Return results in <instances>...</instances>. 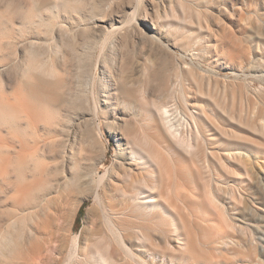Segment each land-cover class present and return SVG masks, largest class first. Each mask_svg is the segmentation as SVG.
<instances>
[{
	"label": "rangeland",
	"instance_id": "rangeland-1",
	"mask_svg": "<svg viewBox=\"0 0 264 264\" xmlns=\"http://www.w3.org/2000/svg\"><path fill=\"white\" fill-rule=\"evenodd\" d=\"M29 1L0 0V7L4 9L9 6L13 9L17 7L19 2L29 3ZM84 2L85 4H80L78 14H73L74 17L69 19L70 21L64 18V21L66 20L65 23H68L71 27H76L78 15H90L94 10L92 8L93 5H99L100 12H103V16L105 17L106 27H109L110 23L115 25V32L112 35V40H110L113 43L114 54H108L112 76L106 70L103 71L99 65L96 74L98 78L96 84L103 85V82H105L104 86L112 87L115 83L114 80L121 77L127 81L130 87L143 83L146 84L147 100L165 104L169 107L175 106L178 110L180 108L178 105L181 101L179 92L182 89L186 93L188 107L203 119L202 123L205 126L203 128H206V126L209 128V131L205 130L208 133L205 135L206 137L199 139L200 144L196 142V146H198L196 148L198 150L195 149L196 151H194L196 156H194V152L191 153L192 156L196 157L195 160L197 158L201 160L200 162L197 159L198 162L202 163L203 161V163H207V165L203 164L204 168H202V164H199L201 171L193 169V167H199L198 162L195 163L196 161L192 160L193 163L198 165L192 166V162L189 160L191 159L189 153L187 154L182 148L177 147V152L175 151L173 154H176L174 157L176 159L175 162L183 168L189 164V170L190 168L194 170L190 171L191 173L195 174V171L197 173L200 172L197 175L191 174L192 178L188 179V181H186L187 178L191 176L183 173L186 175V179L180 178L181 180H178L184 184L188 183V185L185 184L187 186L184 190H189L192 187L191 189L195 188V191H197L196 188L199 185L197 191L199 194L197 193V196L194 195L193 197H196L194 199L198 200V196H202L203 193L208 192L209 190L207 191L206 187L210 188L209 192H215V189L212 190V187L214 188L215 186H211L215 185V183L216 185L218 184V187H221V190H224H219L215 194L209 192L204 194L206 197H215V202H219L217 204L219 206L222 205V207L218 208L216 203L215 206H213L214 204L210 205L213 208L216 207L217 210L221 209L222 214L217 210L215 213V209L208 205L209 202L207 198H204V195L203 197L200 196L202 199L200 198L199 201H204L203 203L213 209L214 212L213 210L209 212L208 208L204 207L205 204L202 206L201 202L191 199V202H193L191 203L190 198L183 195L181 198L186 199L188 202L184 201L183 203L181 198L179 201L174 202L175 205L177 202L179 205H181L179 202L186 203L187 207L182 204L183 209L176 205L178 213H181V211L185 213L184 209H188L187 211L191 213L188 212L189 214L187 215L192 216L197 213L200 216L201 214L199 213L207 209L205 211L211 215V218L212 214H215L212 218L216 219L213 220L215 225L212 223V227L214 230L217 229V231L213 230L214 232L209 230L207 223L200 224V220L196 219L197 217L191 220L190 226L193 229L196 243L202 250H200L199 254L202 256L204 254L203 250L207 251L202 244L208 243L213 237L215 238V242L219 243V240L223 242L230 237L239 238L242 236L243 238H240L245 239L247 234V237L250 235L249 239L250 237L251 239L254 238L255 243L258 244L259 252H262L264 250V0H142L141 6L137 5L139 9H136L135 0H84ZM181 5H185L188 9V18L182 11ZM170 6L171 8L174 7L175 14L177 13L175 19L171 16L174 14L170 15L172 12ZM100 12L95 13V15L102 16ZM164 12H168L171 18L167 15L168 13L164 14ZM168 23L171 25H167ZM122 25L129 28L126 36L120 29ZM170 26L176 30L173 31ZM104 33V28H93L90 32L79 33L74 38L72 34L64 31L57 30L56 32L55 39L59 44L56 46L60 47L61 50L56 56L55 63L59 64L58 67L62 69L61 77H63L66 88V93L63 95L65 103L61 113V120L55 125L48 126L45 122L35 118L33 119V123L36 120L34 125L37 123L38 126L37 128L35 127V134L38 135L33 134L32 136L31 134L26 136V139L24 138L29 148H31L30 146L35 147L38 143L37 145L43 151L41 156V173L38 171L34 186L37 187L36 184L42 182L40 185L44 184V188L42 186L43 189L39 188L40 190L37 189L38 191L35 190L36 192L33 191L36 188L32 189L35 195L32 196L31 192L28 194L30 201L32 200L31 202L27 200L28 204L22 203L18 204V206H13L11 194L9 195V193L13 195L12 188L3 187L1 189L2 186L0 184V236L10 219L17 220L19 216L26 218H24L22 229L27 228V230H24L26 232L29 228H37L36 237H38L34 238L35 241L32 240L30 245L25 244L23 248L21 247V251L18 249L21 253L18 250L12 251L10 248V250L7 249L8 251H3L4 249L2 248V251H0V264H19L23 258L33 264H66L73 249V237L78 234L77 246L79 248L84 247V250L86 249L85 252L84 250L82 251V248L79 251L84 255L88 254L87 257L96 256L97 253L93 255L94 251L103 249L102 244H99L103 237L109 239V242L114 241L111 236L112 233L109 232L111 225H109V222L105 223L104 221L107 220V217L111 216L110 218H112L113 216L106 214V217L104 211H101L97 207L96 200L89 189L84 187L80 182L72 180L73 172L71 170L74 160L73 158H64L61 154V150L64 147L67 156H69V151L73 149L75 158L78 160L81 157L78 160L79 165L85 168L90 163L89 157L91 155L97 156L101 151V147L105 145L107 147L106 159L103 164L99 165L101 173L107 171L116 160V154H118L121 142L117 138H120V135L110 132L109 128L103 123L104 120H98L101 122V135L93 143L86 137V133L91 130L88 120L91 118V113L86 96L83 94V89L87 80L92 77L90 75V68L95 51L93 41L100 40ZM175 33L179 37L182 33L183 40L186 42L189 39L191 41L190 45H184V42L181 43V41L178 42ZM185 33L188 36L184 37ZM152 37L155 39H152ZM46 38L44 36L31 35L27 39L28 41H35L33 49L38 54L40 53L39 55L42 54L39 56L40 62L48 60V57L52 53L51 51H54L55 48V45H50V41ZM12 48L17 49L19 54H22L24 50L30 48V45H27L26 42L23 45H14ZM220 51H222L223 55H220ZM243 52H247V55L245 54L247 56L246 59L240 58ZM21 66L12 70L6 69L1 73V77L5 81L9 91L16 84L19 77V73L16 75V72H21ZM116 95L112 94V97H116ZM104 99L103 94L100 105L105 110L107 106L103 103ZM118 100L119 98L116 100V104H113L107 110V114L110 116L109 119L111 120L114 113L120 116L124 113L126 114L124 116L130 122V128L137 130L136 128L139 126L138 122L141 117H138L139 120L137 122L136 116L138 114L133 110L123 109L125 106L119 107ZM192 103H197L198 106L203 107L205 113L199 109L192 108ZM20 123L21 125L23 123L22 126L24 127L25 122L20 121ZM121 128L124 135L127 136L126 130L122 125ZM0 133V138H2L0 141L10 146V152H6L7 154L5 153L4 155L14 158L15 152L13 149H19L17 140L15 138L11 139L6 134L5 126L0 127ZM121 140L123 144L125 137ZM164 140L166 139L164 138ZM164 143L168 144V141L162 144ZM162 144L161 146L165 147L166 144ZM93 145L96 150L92 152ZM228 148H239L245 155L248 154V158H245L246 161H244L243 166L238 164H234L233 166L228 161L226 162L224 155L228 153ZM80 153L81 156L79 155ZM217 154L218 156L216 157L215 155ZM218 158L225 159L220 160L223 166L217 162L219 161ZM205 160L210 163L208 164ZM223 160L227 166L223 164ZM230 167L231 170L236 169L231 172L230 169H227ZM243 167L255 172L261 178L260 183L249 186L246 185L247 182L243 183V180L247 179L246 174L242 171L244 170ZM196 178L201 181L200 184H198L200 181L198 180L197 182ZM202 178H205L206 181L202 180ZM209 179H211L209 181L210 185L206 186ZM190 182L191 184H189ZM211 182L214 183L211 184ZM180 186L182 187L181 184ZM180 186H176V188L180 189ZM202 186L205 188L204 192H202ZM233 189L241 191L245 197V201H243L245 203L249 197L254 198L255 203L253 205L257 209L254 214H251L249 210L244 208L243 202L241 205H238L235 204L237 201L234 202V200L230 199L232 196L230 190L234 191ZM112 193H110L111 195L107 194L106 198L104 197L105 202L107 200L105 204L112 203V207L115 206L116 210L126 207L125 202L117 199L118 196L116 197V194L113 193V195ZM12 208L15 209L14 212L17 214L11 211ZM222 215H226V217H222ZM183 216L185 217L184 214ZM126 218L130 222L133 218L131 216H123L125 224L127 221V226L123 224L125 227H123L122 231L128 234L127 232L132 231V228L129 227L127 229L131 224H128L129 221ZM190 218L192 219L193 216ZM221 221H224L226 225L231 223L228 224V227L232 226L233 228L228 230L229 228L226 225H224L226 228L222 225V228H224L222 230H226L224 231L225 233L221 232L222 235H216V232L218 233L220 229L218 227L221 226L219 225ZM220 236L222 238L227 237L223 238V240ZM155 238L158 241L151 238L149 243L148 241H144L146 244L134 241L132 249L135 251L142 250L141 257L143 256L142 258L143 260L146 259V262L148 259L147 264H183L184 260L180 253H178V256L177 250L173 251V248L171 250V244L169 246L166 242V244H163L165 241V239H162L163 237H160L162 240L157 237ZM216 238L218 239L216 240ZM150 241L153 245H151ZM126 242L130 243L128 240ZM218 243L217 246H224V244L221 245L222 243H219L218 245ZM109 244L106 243V246L111 247L108 248L110 249L108 253L111 251V257L117 260L116 263L122 262L123 264L126 259L123 258L125 254L120 250L121 247H118L116 242ZM142 245H147L148 247H142ZM154 245L156 246L154 247ZM147 248H150L149 250L151 251L147 250ZM115 250L118 251L116 252ZM122 255L124 256L122 257ZM119 257L121 258L120 260ZM257 257H260L259 253ZM149 260L151 263H149ZM91 261L93 260L91 259L90 263ZM250 264L261 263L258 260H254Z\"/></svg>",
	"mask_w": 264,
	"mask_h": 264
},
{
	"label": "bare ground",
	"instance_id": "bare-ground-1",
	"mask_svg": "<svg viewBox=\"0 0 264 264\" xmlns=\"http://www.w3.org/2000/svg\"><path fill=\"white\" fill-rule=\"evenodd\" d=\"M141 1L142 0H135L136 6L140 5ZM83 3L85 4L84 0H30L29 3L19 2L17 7L13 9L9 6L4 9L0 7V127L5 126L6 134L10 136L11 139L15 138L19 145L18 150L13 149V151L15 152V157L10 158L9 156L4 155L6 152H10V148H9L10 146L7 145V143H2L0 141V184L2 186L1 189L3 187L12 188L13 195L12 193H9V195L11 194L12 205L18 206V204H22V203L28 204L26 202L27 200L29 202L32 201V200L30 201L28 194L31 192L32 196L35 195L32 192V189L36 188L33 190L34 192H36L35 190L39 188L40 189L44 188V184L40 185V183L42 182L36 184L37 187L34 186L36 183L35 180L37 179L36 176L38 171L41 173L40 167L42 168L41 156L43 154V151L42 149H40V146L37 145L38 143L36 144L35 147L30 146L31 148H29L26 143L27 141L24 140V138L28 135L32 134L33 136V134H35V127L37 128L38 126L37 123L36 125H34L36 120L33 123V119L35 118H38L39 121L45 122L46 125L48 124V126L55 125L61 120V113H62L63 105L65 103V99L63 95L66 93V88L63 82V77H61L62 69L58 67L59 64L57 65L55 63L56 56L59 54L61 50L60 47L59 48L57 47L59 44L55 39L57 30L67 32L68 34H72V36L75 38L76 36H78L79 33L90 32L93 28H104L105 33L102 36V38L100 40L97 39L93 41V45H95L94 46L95 51L93 50L94 51L93 60L91 61V68H90V72H91L90 75L92 77L91 79L87 80L83 89V94L86 96L87 103L89 105V110L91 113V118L88 119L91 130H89L86 133V137H88L93 143V141H95L96 138H98L101 135L100 132L101 122L98 120L99 119L104 120L103 123L109 128L110 132L115 133L116 135L118 134L120 135V138H117V140L119 139L121 142L119 144L120 148L118 154H116V160L111 164V167L107 171L101 173V170L99 169V165L103 164L104 160L106 159L107 147L105 145L101 147V151L97 156L91 155L89 157L90 163L85 168L80 166L78 162V160L81 159L80 157L81 153L79 154L80 158L78 160L75 158V152L73 151V149L69 151V156H67L66 155L67 152L65 151V147H64L61 150V154L62 157L64 158L65 157L73 158L74 160L71 170V172H73L72 180L78 181L81 184H83L84 187H87L89 191L92 193L93 197L95 198L97 207H99L101 211L103 210L105 215L110 214L113 216L112 218H110L111 216L107 217L106 215L107 220H104L106 218H104L103 220L105 221V223L109 222L110 223L109 225H111L110 228L108 226L107 227L110 230L109 232L112 233L111 236L114 239V241L112 242H116L118 244V247H121L120 250L123 251L125 254V257H123L124 255H122V257L126 259L124 260L123 264H147L148 259L146 262L145 261L146 259L144 258L145 260H143L142 258L143 256L141 257L142 250L135 251L134 249H132L133 242L138 241L145 243L144 241L146 242L148 241L149 243V240H151V238L152 239L154 238L156 241H158L155 237H157L158 239H161L163 237L162 239H165V241L163 240L164 241L163 244L168 243L167 244L168 246L171 244L170 246L171 250L172 248L173 251L177 250L178 256H179L178 253H180L182 259L184 260L183 264H250L254 260H258V262L264 264V250H262V252H259L258 244L255 243L256 241L253 240L254 239L253 237H252L253 239H251V237L249 239L250 235L247 237L248 234L246 235V238L248 239L246 238L242 239L243 237L240 236L242 238L230 237L223 242H220L219 240V243H222L221 245L224 244V246L222 247L217 246L218 242L216 241L217 242L216 243L215 238L213 237L210 241H208V243L202 244L207 250V251L203 250L204 252V254L202 255L203 257L201 256V254H199L201 249L198 247L196 243V238L193 233V229H191L190 226L191 220H194V217H197L196 219L200 220L199 221L200 224L207 223L208 226L207 225L206 226L209 227V230L214 232L215 230L217 231V229L214 230L212 227L213 226L212 223L214 224L213 220H216V219H212L213 215L215 214H212V218H211V215L206 212L207 209L202 208L204 209V211H201V213L198 212L201 215L199 216L197 213H195L197 215L192 213L194 215H192L193 218L191 219L190 217L192 216L187 215L191 213L187 211L188 209H184L185 213H182L181 210H180L181 213L180 212L178 213L177 211L178 209L176 208L180 206V208L183 209L182 206L183 205L186 206V203L183 204L184 201L188 202L186 201V199L184 200L183 198H181L182 195L184 197L190 198L189 199L190 202L191 199L195 200L196 202H201V205L203 206V204H205L203 203L204 201L203 202L202 200L199 201V199L203 197L204 194H207L210 191V188L206 187V190L209 191L203 193L202 196L200 195L201 197L198 196L197 199L198 198L199 199L196 200L194 199L196 197L193 196L194 195L197 196L199 185L196 188L197 191H195L194 187H193L194 189H191L192 187H190L189 190L188 189L184 190V188L188 185V183L186 182L185 184L187 185H185L184 183H181V181L178 180L180 178L186 179L185 174H187L191 176L187 178L186 181H188V179L192 178V175L200 174V172L197 173L198 169L199 171H201L200 170L201 166L199 164H202V166L203 164L207 165V163H203V161L202 163H200L201 160L199 158L197 159L198 161L200 160V162H198L197 159L195 160L196 157L194 156H196V153L194 151L198 150L196 149L198 147L196 146V142L199 143L200 142L199 139H203L206 137L205 135H207L208 133H206L205 130L209 131V128L207 126L206 128H203L204 126L202 123L203 119H201L200 116L196 115L191 110V108L188 107L189 105L186 102L187 96L184 90L182 89L179 92L181 101L179 102L178 106L180 108L178 110L177 107L175 106L169 107L165 104L155 103L150 100H147L146 84L143 83L142 84L138 83L137 86L130 87L127 81L121 77L120 79L114 80L115 83L114 86L112 87H109L107 85L104 86L105 82H103V85L99 83H98L99 85H97L96 80L98 78L96 77V74L99 65L103 71L106 70L110 74V76H112L111 66L109 65V60H108L109 59L108 54L109 53L114 54L113 43H111L110 40H112L111 39L112 35L115 32L114 31L115 25L110 23L109 27H106L105 17L103 16L104 15L103 12H100L99 5H93L92 8L94 10L90 15L87 16L78 15V22L76 27H71L68 23H65L66 20L64 21V18L70 21L69 19L74 17L73 14L75 13L78 14V8L80 7V4L82 5ZM171 6L173 5L171 4ZM138 7L139 6H137L136 9H139ZM181 8L183 9L181 10L185 13L186 17L189 16L188 14L189 12L186 6L181 5ZM174 10H175L174 7H172L171 8L172 12L170 13V15L174 14L171 16L174 17L175 19L177 13L175 14ZM97 12H100V15L102 16L95 15V13ZM167 13L168 12L166 13L164 12V14ZM167 15L169 16V13ZM169 23L167 25H171ZM120 29L126 36L129 31V28L125 25H122ZM172 30L174 31L176 29H172ZM175 34L177 35V38L176 35L175 38L177 39L178 42L181 41V43L184 42L183 43L184 45H190L191 41L187 39V41L185 42V40H183L184 38L182 37L183 35L182 33L180 34L181 35L180 37L177 33ZM186 34L187 33H185L184 37L188 36ZM31 35L33 36L39 35V36L47 37L46 39L50 41L51 43L50 45H55L54 51L48 49L52 53L50 57H48V60H44L46 64L42 60L41 61L44 64L40 62L39 56H41L42 54L39 55L40 53L38 54L37 51L33 49V46L35 45V41L27 40ZM152 39L155 38L152 37ZM26 42L27 45H30V48L24 50L22 54H19V51L17 49L12 48L14 45H23ZM220 42L222 43L221 40ZM207 45L209 44L207 43ZM220 52H221L220 55H223L222 51ZM245 54L247 55V52L245 53L243 52L240 58L246 59L247 56ZM18 66L22 67L21 72L20 71L16 72V75L19 73V77L16 81V84L9 91L5 81L1 77V73L6 69L12 70L18 68ZM103 94L105 98L104 99L105 101L103 103L107 106L105 110L100 105L101 103L100 100ZM112 94L115 95L117 94V95L116 97H112ZM118 98L120 100V101L118 100V104H120L119 107L125 106L123 109L133 110L136 114L139 115L136 116L137 122L139 120L138 117H141L140 121L138 122L139 126H137L136 128L137 130L130 128V122L129 120H127V117L124 116L126 115L124 113L121 116L114 113L113 116L111 117V120L109 119L110 116H108L107 110L111 108L113 104H116V100ZM191 107L195 109H199L201 112L205 113L204 108L198 106L197 103H192ZM20 121L25 122L24 127L22 126L23 123L21 125ZM121 125L126 130L127 136L124 135ZM124 137H125V141H123L122 144L121 139H123ZM162 138L163 140L164 138L166 140L163 141ZM0 139L2 140V138ZM37 141L39 142V140ZM165 141H168V144L164 143L166 145L165 147L163 146L164 147L163 148L161 144ZM177 147L182 148L184 151H186L187 154L189 153V156L191 157V159L189 160H191L192 164L191 163L190 164L192 166L199 165L198 168L193 167L194 170H197L195 171V174H193V172L192 173L190 172L194 170H192L191 168L189 170L188 168L189 164H187V167L183 168L181 165L175 162L176 159L174 157L176 156V154L175 155L173 154L175 153V151L177 152ZM95 150L96 148L93 145V149L91 151L93 152ZM193 152L195 153L194 156H192L191 154ZM215 156L217 157L218 154ZM193 157L194 159H192ZM224 157L226 158V162L228 161L230 165L234 166V164H238L243 166L244 161H246L245 158H248V154L245 155V153L239 148H228V153L225 154ZM220 158H218L219 161L217 162H219V164L223 166L221 163L222 161L220 162V160L224 158L222 159ZM192 160H195L196 161L195 163L198 162V165L193 163ZM224 160H223V164L227 166V164L224 163ZM209 163L210 162H208V164ZM202 168H204V166ZM227 169L231 170V167ZM235 169H232L231 172L234 171ZM243 169L244 170L242 171H244V174H246V178H247L246 180L242 179L243 183L247 182L246 185L248 186L252 184L260 183L261 178L258 177L255 172L250 171L248 168L245 167H243ZM193 177L195 178V176ZM203 179L205 180V178H202V180ZM198 180L199 179H197L196 181L198 182ZM210 180L211 179L207 180L208 183L207 184L205 183L206 186L210 185L209 182ZM179 183L182 185V187L180 186ZM200 183L201 181L198 182V184ZM212 183L214 182H211V184ZM189 184H191V182ZM217 185L216 183L215 185L214 184L211 185V186H215L214 188L212 187V190L215 189L214 190L215 192L221 190V187H218ZM176 186L177 187L180 186V189H177ZM242 188L244 187L242 186ZM204 189L205 188H203L202 192H204ZM233 190L234 191L230 190L232 194L230 199L234 200V202L237 201L235 204L241 205L242 202L245 201L244 195H242L240 190H235V189ZM109 192L110 193L113 192L114 194H116V197L117 196L119 197V198L117 197V199H120L122 202H125L126 207H121V210H116V208H114L115 206L112 207L111 205L112 203L105 204L107 200L105 202L104 197L107 194H110ZM215 192L212 191L209 193L215 194ZM36 195L38 196V194ZM180 198L183 200V203L179 202L181 204L179 205L177 202L176 203L177 207H176L174 202L177 200L179 201ZM204 198H207L209 202L208 205L214 204L213 206H215L216 203L215 197L214 198L206 197V195H204ZM234 202L232 201V203ZM217 203L219 204V202ZM217 203L216 206L218 205ZM246 203L243 202L242 205L245 206L243 207L246 210H249L251 214H254L257 210L253 205L255 203L254 198L249 197V199H246ZM205 206L206 204L204 205V207ZM210 207H212V205H210ZM217 207L218 208L222 207V205L221 206L218 205ZM207 208L209 212H211L210 210L215 209V213H216L217 210L216 207L214 208L212 207L213 209L209 207ZM220 210L217 211L219 212ZM11 211L14 212L15 209L12 208ZM14 213L17 214L16 212ZM220 213L222 214V211H220ZM183 214L185 215V217L183 216ZM123 216L125 217L131 216L133 218V219L130 218L131 222L126 218V220L129 221L128 224H131L130 226L127 227V229L129 227L132 228V231L130 230V232H127L128 234H125L122 231L123 227H125L123 226V224L127 226V221L125 224V221L123 220ZM223 216L226 217V215H222V217ZM24 218L18 216L17 220L15 219L12 220L10 219V221L8 220L9 223L7 227H5V229L3 230L2 235L0 236V249H1L0 251H2V248L4 249L3 251H8L7 249L9 248L12 249V251L18 249L21 251V247L23 248L25 244L30 245L32 243V240L35 241L34 238L38 237V236L36 237L37 228L34 227L29 228L28 231L26 232L24 230H27V228L26 229L24 228V230L22 229ZM219 223H220L219 225L221 226L218 227L220 229L218 233L216 232V235L221 234V232L225 233L224 231H226V230H222L224 229L222 228V225L223 226L226 225L225 222L221 221ZM228 224L226 225L227 227ZM228 228L227 229L230 230V228L233 227L229 226ZM0 232H1V228H0ZM78 235H75L73 237L72 240L73 249L69 255V259H67L68 264H73V263L74 264H88V263L118 264L116 263L117 260L111 257L112 255L111 251L110 253H108L110 250L108 248L111 247L106 246V243L107 244L112 243L108 241L109 239L103 237L105 239L102 238L103 241L101 239L100 241L101 243H99L100 245L102 244L101 246L103 247V249H101L100 251L95 249L97 251L96 252L94 251L93 255L97 253L96 256L87 257L88 254L84 255L82 252H80L81 251L80 249L82 247L79 248L77 246V239L79 238ZM18 237L20 238L18 239ZM108 238H110V236H108ZM217 239L218 238H216V240ZM127 240L130 243H127L126 242ZM150 243L151 245H153L151 241ZM109 246H111V244H109ZM144 246L145 245H142V247ZM155 246L156 245H154V247ZM149 249L147 248V250ZM83 250L84 247L82 248V251ZM258 253L260 254L259 258L257 257ZM170 255L172 254L170 253ZM91 259L94 261V263H92L93 261H91L90 263ZM120 259L121 258L119 257V260ZM149 263H151L150 260ZM19 264H33V263L23 258V260H21ZM119 264H122V262Z\"/></svg>",
	"mask_w": 264,
	"mask_h": 264
}]
</instances>
